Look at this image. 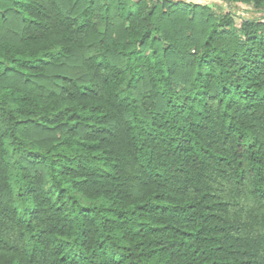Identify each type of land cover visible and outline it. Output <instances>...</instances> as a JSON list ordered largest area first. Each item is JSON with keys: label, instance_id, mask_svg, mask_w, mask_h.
<instances>
[{"label": "trees", "instance_id": "trees-1", "mask_svg": "<svg viewBox=\"0 0 264 264\" xmlns=\"http://www.w3.org/2000/svg\"><path fill=\"white\" fill-rule=\"evenodd\" d=\"M0 0V264H264V0Z\"/></svg>", "mask_w": 264, "mask_h": 264}, {"label": "rangeland", "instance_id": "rangeland-1", "mask_svg": "<svg viewBox=\"0 0 264 264\" xmlns=\"http://www.w3.org/2000/svg\"><path fill=\"white\" fill-rule=\"evenodd\" d=\"M192 3H200V4H207L209 5L214 11L219 13V16L226 15L228 13H233L234 20L237 28L241 27V24L244 19L249 18H257L259 14L253 10V6H245V5H238V4H228L221 0H186Z\"/></svg>", "mask_w": 264, "mask_h": 264}]
</instances>
